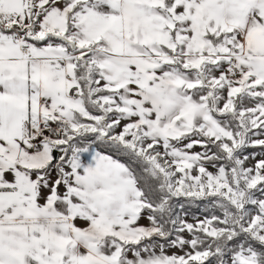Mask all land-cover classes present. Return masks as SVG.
<instances>
[{
    "label": "snow or ice",
    "instance_id": "6c2138e0",
    "mask_svg": "<svg viewBox=\"0 0 264 264\" xmlns=\"http://www.w3.org/2000/svg\"><path fill=\"white\" fill-rule=\"evenodd\" d=\"M0 264H264V0H0Z\"/></svg>",
    "mask_w": 264,
    "mask_h": 264
},
{
    "label": "rangeland",
    "instance_id": "374dc122",
    "mask_svg": "<svg viewBox=\"0 0 264 264\" xmlns=\"http://www.w3.org/2000/svg\"><path fill=\"white\" fill-rule=\"evenodd\" d=\"M199 149H197V151H198Z\"/></svg>",
    "mask_w": 264,
    "mask_h": 264
}]
</instances>
